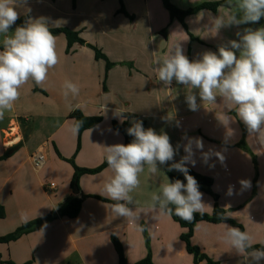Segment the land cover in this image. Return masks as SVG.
<instances>
[{
  "label": "crops",
  "instance_id": "crops-1",
  "mask_svg": "<svg viewBox=\"0 0 264 264\" xmlns=\"http://www.w3.org/2000/svg\"><path fill=\"white\" fill-rule=\"evenodd\" d=\"M169 1L177 9L187 11L222 0ZM233 8L219 7L216 13L201 10L185 17L183 26L171 18L162 0H122V4L120 0H26L17 5L19 18L43 17L50 29L78 32L86 44H75L67 52L65 36L56 35L59 63L49 70L42 84H25L13 109L5 111L0 119V158L10 153L0 161V206L5 210V218L0 220V237L49 215L71 197H87L76 218L57 214L40 230L0 244V264H119L113 237L122 244L127 264H136L148 255L155 264H195L181 240L186 229L171 215L151 207V197L162 184L184 176L169 168L186 155L183 145L188 137L201 138L204 152H221L225 158L222 164L210 154L205 163L193 146L195 165L189 162L188 170L213 180L211 193L200 190L205 203L202 214L213 213V196H217L227 217L253 237V246H264V138L249 135L235 109L220 97L216 103L201 104L197 96L200 106L196 111L190 110L186 103L189 89L175 81L166 87L155 72L154 61L177 44L189 60H195L204 51L218 52L220 46L239 40L237 32L243 33L244 25L226 26L216 34L215 18H227L236 12ZM121 9L131 18L119 13ZM2 40L0 36V49ZM89 45L100 49L114 64L108 73L106 62L97 60ZM66 80L80 87L78 95H63ZM77 110L86 117L103 119L83 133L79 151L71 118ZM120 113L132 117L121 122L117 115ZM224 114L232 119L229 125L217 119ZM134 121H141L145 129L152 128L157 134L167 133L173 147H180L172 161L158 165L157 173L144 166L139 187L130 193L134 201L130 207L138 219L130 221L112 211L118 201L102 194L105 182L113 175L109 167L97 174L83 175L79 194L75 195L74 168L68 160H74L82 169L100 167L106 160L108 146L125 144V137L114 129L113 123H127L129 128ZM39 152L45 154L46 162L36 169L32 158ZM241 179L250 180L251 187L242 189ZM52 183L58 187L52 189ZM230 186L232 195H228ZM227 226L230 225L197 223L192 244L220 264H245L243 257L223 239Z\"/></svg>",
  "mask_w": 264,
  "mask_h": 264
},
{
  "label": "clouds",
  "instance_id": "clouds-1",
  "mask_svg": "<svg viewBox=\"0 0 264 264\" xmlns=\"http://www.w3.org/2000/svg\"><path fill=\"white\" fill-rule=\"evenodd\" d=\"M26 0H0V36L3 47L0 49V119L5 111H11L20 97V89L29 81L42 84L48 77L50 69L59 63L56 50V36L50 31L47 20L43 17L29 19L23 25L10 29L19 19L17 5ZM236 12L215 18V27L219 30L226 26L258 23L264 17V0H236ZM239 40L229 41L228 46H220L218 52L204 51L199 59L189 60L180 44L174 46L167 55L157 58L155 72L164 86L170 87L175 81L189 89L186 103L190 110L196 111L203 102L216 103L222 98L226 105L234 108L238 119L243 122L249 135L258 134L264 138V27L252 29L247 27L243 33L237 32ZM239 52V55H237ZM63 95L76 96L80 87L70 80L63 85ZM197 90V91H194ZM121 122L123 113L117 114ZM222 124L232 122L227 114L217 117ZM77 124L74 131L79 128ZM133 137L128 144L117 143L107 147L106 160L113 175L105 182L103 195L118 201L112 211L130 221L138 219L130 195L139 187V175L144 166L155 174L158 165H164L174 159L176 148L170 142L167 133L157 134L152 128L145 129L141 121H134L127 129ZM264 142V141H262ZM193 146L201 152L205 163L214 154L223 164L221 152H204L201 138H187L183 145L186 153L179 162L172 163L169 170H177L184 175V181L176 179L160 186L158 193L151 197V207L159 208L165 214H172L183 220L191 221L194 214L203 212L205 203L203 193L199 190L196 179L189 174V162L195 165ZM242 189L251 187L250 180L239 181ZM233 194V187L228 195ZM174 205V209L169 207ZM226 219V217L222 218ZM223 239L237 255L243 257L245 264H260L264 260V249L253 248V237L247 232L233 226H227Z\"/></svg>",
  "mask_w": 264,
  "mask_h": 264
},
{
  "label": "trees",
  "instance_id": "trees-1",
  "mask_svg": "<svg viewBox=\"0 0 264 264\" xmlns=\"http://www.w3.org/2000/svg\"><path fill=\"white\" fill-rule=\"evenodd\" d=\"M162 2H163V5L170 11L171 18L172 19H174V18L178 19L182 23L183 26H185L184 19L188 15L195 14L201 10H209V11L216 13L217 9L219 7H223V6L229 7L230 6V3L228 0H222L219 2L204 3V4H201L197 7H195V8L189 9L187 11H182V10L177 9L175 6H173L169 0H162ZM120 12L124 13L127 17L131 18L124 11V9H121ZM27 20H29L28 16H23V17L19 18L15 22V24L12 26L10 31H14L15 27L23 25ZM50 31L55 36L56 35H64L65 36V38L67 40V52H70V50L72 49V47L75 44L82 45V46H84L86 44V42L80 37L78 32H73V31L66 29V28L50 29ZM89 47L94 51L95 58L97 60H103L106 62V71L108 73V71L113 67L114 64H112L109 61V59L102 53V51L100 49H98L97 47H95L93 45H89ZM124 116L125 117H132V115H129V114H125ZM71 118L74 120V127L75 128H76L77 124L80 125L78 130H77V134H78L77 151H79L80 147H81V139H82L83 133L89 129H92V128H95L96 126H98L102 122L103 119H102V117H86L78 110L71 114ZM113 127L116 131L123 134V136L125 137V144H128L133 140V138L127 134V129H128L127 123L119 125L116 122H114ZM9 156H10V153L5 154L3 157L0 158V161L7 159ZM68 162L74 168V177H73V181H72V187L73 188L77 187L78 190H79V180L83 175L97 174V173H100L105 168L109 167L107 164V160H105L100 167L93 169V170L79 168L75 164L74 160H68ZM189 174L196 179L198 186H199V190H203V191H206L208 193H211L210 188L213 185L212 179L207 178V177H203L199 174H196L193 171H189ZM174 178L180 179L181 181H184L186 183L184 176L180 177V178H178V177H174ZM86 197L87 196H82V197L75 196V197L69 198L65 204L58 206L57 210L50 213L49 215L42 217V218H39V219H36L34 221H31V222H28V223L22 225L21 227H19L15 232H13L9 235H6L4 237H0V244H9L11 242L17 241L18 239H20L22 236H24L26 234L40 230L42 227H44V225L46 223H48L51 220H54L57 217V214L62 216V217L69 218V219L76 218L81 211L83 201ZM213 198L215 200V205H214L213 213L211 215L202 214V213H195L194 218L191 221H186V220H183L180 217L176 216L174 211L172 212V214H170L175 222H177L182 228L186 229V233H184L181 236V240L184 242L187 252L194 257L195 264H198L201 262H205V264H220L219 262L214 261L211 258H209L207 255L201 253V250L192 244L194 228H195L197 223H199V222H208V223H212V224L225 223V224H228L230 226L239 228L243 231V228L239 224L234 222L232 219H229L227 217V212L218 205V203H217L218 197L214 195ZM98 199H100L102 201H106L102 198H98ZM169 207H172L174 209L175 206L169 205ZM224 217H226V219H222ZM4 218H5V210L2 206H0V220L4 219ZM112 242H113V246L115 248V251L118 255L119 264H127L122 244L115 237L112 238ZM254 249H264V246H253V248L249 249V251H252ZM0 259H1V256H0ZM6 264H15V263L9 261ZM27 264H29V263H27ZM136 264H155V263L153 262L151 255H148L145 259H143L142 261H140Z\"/></svg>",
  "mask_w": 264,
  "mask_h": 264
},
{
  "label": "built area",
  "instance_id": "built-area-1",
  "mask_svg": "<svg viewBox=\"0 0 264 264\" xmlns=\"http://www.w3.org/2000/svg\"><path fill=\"white\" fill-rule=\"evenodd\" d=\"M32 159L36 169H40L43 166V164L46 162L45 154L42 152L35 154ZM50 187L52 189H56L58 186L56 183H52L50 184Z\"/></svg>",
  "mask_w": 264,
  "mask_h": 264
},
{
  "label": "rangeland",
  "instance_id": "rangeland-1",
  "mask_svg": "<svg viewBox=\"0 0 264 264\" xmlns=\"http://www.w3.org/2000/svg\"><path fill=\"white\" fill-rule=\"evenodd\" d=\"M235 3H236V0H231L230 6L233 8ZM120 4H122V0H120ZM164 8L169 12V14H171L170 11L165 6H164ZM233 9L235 11H237V9L235 7ZM119 13H121V12H119ZM244 26H245V28L251 27L252 29L264 27V17H262L258 23L245 24Z\"/></svg>",
  "mask_w": 264,
  "mask_h": 264
},
{
  "label": "water",
  "instance_id": "water-1",
  "mask_svg": "<svg viewBox=\"0 0 264 264\" xmlns=\"http://www.w3.org/2000/svg\"><path fill=\"white\" fill-rule=\"evenodd\" d=\"M74 194H75V195H78V194H79V190H78L77 187L74 188Z\"/></svg>",
  "mask_w": 264,
  "mask_h": 264
}]
</instances>
